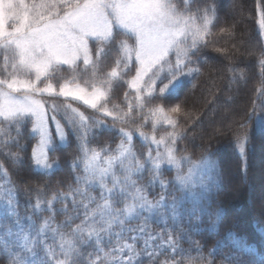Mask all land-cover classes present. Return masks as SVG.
<instances>
[{
  "label": "snow or ice",
  "instance_id": "6c2138e0",
  "mask_svg": "<svg viewBox=\"0 0 264 264\" xmlns=\"http://www.w3.org/2000/svg\"><path fill=\"white\" fill-rule=\"evenodd\" d=\"M183 2L182 9L174 0H0V124L4 125L0 126V144L19 143L21 125L30 117L32 130L39 136L31 153L37 169L53 168L55 162L50 163L48 156L50 149L55 150L53 129L60 142L66 140L68 132L76 137L83 166V175L75 177L80 186L68 194H59L63 203L59 211L67 213V203H64L67 201L74 208L73 215L64 221L71 227V232L65 234L55 224L53 204L58 199L56 195L44 202L37 199L33 205L35 211L52 212L51 217H43L39 225L33 221L27 229L20 225L18 192L0 163V173L3 174L0 178V207L3 208L0 225L11 210L18 226L16 232L7 228L4 234H0V255L8 257V264H76L74 257L81 255L78 245L89 244L96 248L95 259H90L89 264H138L135 243L121 239L125 231L137 230L126 229L125 222L147 211L160 217L162 223L167 222L166 215L178 223L184 203V198L169 203L164 195L158 201L149 200L144 187L138 186L133 178L146 170L150 169L152 173L150 184L158 183L166 190L170 182L162 179V166H174L177 172L174 182L186 191L187 196L196 203L206 197L208 188L203 180L200 181L203 191L199 197L192 192L194 170L201 165L211 169L213 165L205 159L193 162L187 173L182 171L181 161L188 157L178 156L176 145L186 133L175 130L178 121L170 114L179 116L183 109L179 103L167 108L165 104L178 100L187 86L186 80L200 72L198 67L190 65L201 61H194L191 57L200 47L207 46L205 37L218 18V9L214 3H209L193 10L190 0ZM260 25L264 28V11L261 12ZM114 26L130 33L134 45L126 40L117 42L113 35ZM90 41L96 47L90 46ZM108 45H114L119 53L113 58L114 66L110 71L104 66L105 59L111 54ZM79 63L84 67L77 74ZM259 63L264 66V59ZM63 65H68L73 74L52 83L53 69L58 71ZM129 75L130 78L124 80ZM42 83L43 87H40ZM119 84H125L134 93L133 99H129L127 92L124 94L126 110L119 104L108 107L113 88ZM38 96L63 98L65 103L49 104ZM73 103L81 104L92 114L86 115L74 108ZM61 112V118L68 126L67 132L57 119ZM97 114L105 119H97ZM108 118L113 121L111 125L106 123ZM137 118L143 122L151 121L153 129L164 123L173 129L160 139L139 132L141 137L156 146L155 156L150 150L144 161L134 150L133 132L117 127V123L125 124ZM101 128L114 130L122 137L115 150L107 147L102 150L113 154L102 156L101 151L89 147L90 134L95 138L94 129ZM12 130L16 131L17 137H11ZM247 141V134L237 137L242 154ZM161 145L164 146L162 152L159 150ZM8 155L15 163L24 162L20 153L9 152ZM97 188L99 199L91 194ZM118 203L123 206L115 207ZM195 212L193 208L188 214L195 216ZM75 219H80V223L73 226ZM196 221L199 223V217ZM113 226H119L121 231L113 232ZM166 231L168 238L164 240L162 233L153 236L146 231V225H141L138 235L131 239L144 238L145 255L149 258L157 255L155 250L147 251L156 240L161 241L157 247L168 248L175 254L177 241L170 229ZM49 232L53 239L59 238V254L45 241ZM102 233L109 237V242L111 236L116 237L115 246L109 251L103 250ZM38 247L43 249L44 256H37ZM204 259L203 256L188 257L185 262L173 258L163 264H196V260ZM208 264H211L210 260ZM261 264H264V258Z\"/></svg>",
  "mask_w": 264,
  "mask_h": 264
},
{
  "label": "rangeland",
  "instance_id": "374dc122",
  "mask_svg": "<svg viewBox=\"0 0 264 264\" xmlns=\"http://www.w3.org/2000/svg\"><path fill=\"white\" fill-rule=\"evenodd\" d=\"M174 2L177 4L178 7L182 8L184 7L183 0H174ZM230 3H228V7H232L230 11H232V14L235 17V0H230ZM191 6L193 10L196 7H205L207 4L212 3L211 0H190ZM234 4V5H233ZM233 5V6H232ZM217 20L214 22V25L210 28L209 34L205 37V40L209 36L213 34V32L218 29L219 26L223 24V14H221L219 11L217 13ZM264 32V31H263ZM113 35L115 36V39L117 42L120 40H126L130 45H134V37L130 34L125 32L123 29L119 28L118 26H114L113 28ZM90 46L96 47L95 44H92L90 41ZM108 47L111 48V54L105 59V69L110 71L111 68L114 66L113 64V58L119 55V53L116 51V48L114 45H108ZM201 48V47H200ZM174 59V57H173ZM194 61H201L196 64L190 65V67H198L202 73L205 72L206 64L204 63V56L202 54L201 49H199L198 52H196L191 57ZM83 64L79 63V66L76 70L77 74H79V69L83 68ZM54 72V78L52 79V83H56L57 79L64 77L68 78L73 73L72 70L69 68L68 65L60 66L59 70L53 69ZM200 73V72H199ZM198 73V74H199ZM198 74H196L192 78H188L186 80V83L190 80L194 79ZM130 75H134V73H131ZM129 76H125L124 80H127L130 78ZM23 78V77H22ZM61 82H63L61 80ZM231 84V85H230ZM40 87H43V83L39 85ZM234 83L230 81L228 83V89H232L234 87ZM222 88V86H221ZM128 93L129 99H133L134 93L125 85V84H119L118 86H115L113 88V94H112V100L111 103H109L108 107L111 108L113 104H119L121 108L125 107L124 102V94ZM37 98L46 100L49 104H56V105H62L65 103V100L63 98H53L48 96H38ZM232 101L237 100V97L234 95L233 98H231ZM231 99L225 98L224 102L231 104ZM224 102L217 101L215 105L213 104L212 109L207 113V120L212 119V117H215L218 113H220L223 110ZM68 103H72L71 101H68ZM133 103L135 101L133 100ZM175 103H179L182 106L183 113L181 115L177 114H170L173 119L178 121V128L175 129L176 131H181L186 133V136L182 139H178L177 141V155L178 156H185L188 157V159L181 161V168L184 173L188 172L189 168L193 167V162H202L203 160L207 159L212 163V168L207 169L204 168L202 165L201 167H198L194 170L193 180H194V186L192 188V192L197 194V197H199V194L203 191V189L200 186V181L203 180V182L207 185L208 191L205 198L201 199L199 203H196L192 197L187 196L186 191L181 188L180 185L174 182L175 176L177 174L176 169L174 166L171 165H163V172H162V179L165 182H170L167 184V189H162L158 183L150 184V180L152 179V173L149 169V166L146 165V170L144 173L139 174L137 176H134L133 178L137 180L138 186L144 187L148 199L155 202L160 199L161 195H164L166 200L171 203L173 199H176L177 201L184 198V203L180 209L181 211V217L179 222H174L170 216H165L166 223H162L160 220V217L153 213H149L145 211L142 213L138 218L134 217L125 222L124 227L132 228L137 231L127 232L125 231L122 235V240L128 243H135L136 250L139 253L138 256V264H163L166 260H172L173 258L176 260H187L188 257L196 258L199 256H203L205 259L203 261L196 260V264H208V261H211V264H261V259L264 258V248L258 249L256 246H254L251 242H245L243 238L237 234L234 231L228 230V228L221 229L219 223H218V213L221 208L217 209V206L215 207H209L206 206L209 201H211L214 198V195L216 194V190L218 187L219 182V174H220V168L217 161V155L214 153L215 151L213 149H204L202 151L196 152L194 151L191 146L189 145V127L187 126V122L185 121L186 117V101L184 98H182V95L179 97L178 100H174L171 102H166L165 107H171ZM74 108H79L80 111H84L86 115H91L92 113L87 111L84 106H82L79 103H73ZM146 111V110H145ZM62 112L57 114V119L61 121V124L64 125L65 130L67 132L68 126L64 123V120L61 118ZM97 119H105L103 116H100L99 114L96 115ZM264 104L260 102L259 112L257 114L256 120H255V127L264 132ZM50 128L52 127L51 121ZM106 123L111 125L113 121L111 118H108L106 120ZM0 126H4L0 124ZM117 127H123L126 128L129 131L133 132V144H134V150L136 151L138 158L141 161L145 160L146 154L151 150L152 155L155 156L156 153V146L151 143L150 140H145L143 137L139 135V132H143L147 134L148 136L155 135L157 139H160L162 136H165L167 132L173 131L171 127H169L166 123L159 124L156 126L155 129H153L151 121L149 122H143L139 118L133 120H129L125 124H119L117 123ZM33 121L32 118H26L25 122L21 125V135L18 137L19 143H8V144H0V163L3 164L4 168L7 170L13 184L15 185L17 192H18V213H19V223L21 226H23L25 229L29 227V225L34 221L36 225L41 224L43 217H51L53 215L52 212H49L47 210L43 211H35L33 208V205L36 203L37 199H39L41 202L47 201L52 198L53 195H56L58 197L57 201L53 204V208L55 211V224L59 225V231L65 234H68L71 232V227L64 224V221L66 218L70 215H73L74 208L70 201L64 202L67 203L68 211L67 213L59 211L63 207V203L59 199L60 193L68 194L72 191V189L80 186L78 185L75 177L77 175H83L82 171V163H80V158L82 156L81 152L78 149V143L75 136L71 134V132H68L66 136V140L64 142H60L58 136H56V133L53 129V137H54V147L55 150H49L48 156H49V162L53 163L52 169H37L32 161L31 153L32 148L36 146L39 140L38 133H35L33 130ZM138 129V131H137ZM95 131V138L91 137L90 134V144L89 147L96 149L97 151H101V155H109L113 153H107L104 150L106 147L111 148L112 150H115L116 146L120 143L122 137L114 130L110 129H94ZM243 134H247L248 141L246 143L245 152L242 154L240 153L237 145V138L234 141L233 145V153L232 155H225V159L227 161L230 160L229 165L233 166L235 163L243 164L244 160H247V153L248 149L251 145V137L249 132H244L238 136H241ZM11 137H17V133L15 130L11 131ZM260 144V141H259ZM257 145L258 149V155L257 159L263 162L264 164V156L262 154V150L260 145ZM21 145L26 146L25 148H22ZM161 152L164 150V146L161 145L160 149ZM20 153L21 156L24 157L23 163H15L13 159L8 155V153ZM260 152V153H259ZM143 154V155H142ZM79 164V166H77ZM26 169H32L34 171L40 172L44 174L45 176L50 175H57L58 172L63 171V175L59 180L55 181H48L41 186L40 189L35 191L32 194H28V189L22 188L21 191L17 188V184L19 186H23L20 184V182L17 181L16 176L19 179L18 174L21 172H25ZM228 170V169H225ZM262 170V169H261ZM233 172V171H232ZM232 176L234 173H231ZM3 174L0 173V178H2ZM242 178V175L240 176ZM18 182V183H17ZM109 186H111L109 184ZM92 195H95L97 199H99V189L92 190ZM79 200L80 198L77 197ZM219 200V199H218ZM255 202L257 205L252 206L253 211H260L259 204L264 205V201L260 200L258 195H255L254 197ZM2 203V201H0ZM122 204H116L115 207L121 208ZM193 208H195V216H190L188 214V211H191ZM187 209L188 211H185ZM204 209V210H202ZM165 213L168 212V209H163ZM11 210H9V214L7 218L2 220V225H0V234H4L7 230V228H11L13 232L18 231V226L16 223V218L10 214ZM238 213L241 214L240 219H244L243 215V207L242 210H238ZM3 215V208L0 207V216ZM196 217H199V223L196 221ZM31 218V219H29ZM192 221L190 224L189 221ZM80 219H75L73 222V226L75 224H79ZM141 225H146V229L151 226L153 228L154 234L163 232V238L164 240H167L168 233L166 229H170L172 232L173 238L177 241V249L178 251L173 254L170 249H160L157 247L161 243L160 240H156L153 244L152 248H149L147 251L151 252L155 250L157 252V255L154 257L149 258L147 255H145V248L143 240L144 238H140L136 241H133L131 237L138 235V230ZM121 231L119 226H113V232H119ZM149 233V232H148ZM102 235V246L104 251H109L112 247L115 246L116 243V237L113 235L111 236V242H109V237L106 234ZM7 239H14L6 237ZM45 241L47 244L53 246L56 248L57 253L59 254V238L53 239V236L51 232H49L46 237ZM197 245L199 247H197ZM261 246L264 247V233L263 238L261 239ZM81 255L78 257H74L76 260V264H89L90 259H95L96 255V248L94 244L79 246ZM37 256H44L45 253L42 248L38 247L36 249ZM91 254V255H90ZM60 259H63V256H59ZM0 264H8V257L5 255H0Z\"/></svg>",
  "mask_w": 264,
  "mask_h": 264
},
{
  "label": "trees",
  "instance_id": "16d2710c",
  "mask_svg": "<svg viewBox=\"0 0 264 264\" xmlns=\"http://www.w3.org/2000/svg\"><path fill=\"white\" fill-rule=\"evenodd\" d=\"M229 1L211 0L223 14V24L207 38V46L200 48L206 64L205 72L200 71L186 83L182 94L187 108L185 121L189 127L191 148L196 152L213 149L217 155L220 168L218 187L206 206L222 207L218 213L221 229L228 228L245 242L263 249L264 205L259 204L261 209L258 212L253 211L252 206L255 195L264 201V164L257 159L259 141L264 156V132L255 127L260 102L264 104V66L259 63L264 59V28L260 25L264 0H235L232 5L235 17L230 11L232 7H228ZM230 81L235 85L232 89H228ZM234 95L237 100L232 101ZM225 98L231 99L232 103H225ZM217 101L224 102L223 110L207 120V113ZM244 132H249L251 137L247 160L230 166V160L224 156L232 155L235 139ZM62 175L63 171L56 176H45L26 169L18 174L19 179L16 176L23 185L17 184V188L20 191L28 189L25 190L29 191L27 195L32 194L44 183L59 180ZM242 207L244 219H240L238 213ZM146 231L153 236L157 233L154 234L151 226Z\"/></svg>",
  "mask_w": 264,
  "mask_h": 264
}]
</instances>
